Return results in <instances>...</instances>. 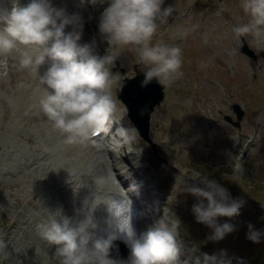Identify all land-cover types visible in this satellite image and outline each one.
<instances>
[{
	"label": "rangeland",
	"instance_id": "obj_1",
	"mask_svg": "<svg viewBox=\"0 0 264 264\" xmlns=\"http://www.w3.org/2000/svg\"><path fill=\"white\" fill-rule=\"evenodd\" d=\"M198 1L165 0L164 7L172 5L179 11L189 3L192 7L191 13H194V9L200 8L201 11L199 10L198 14L203 15L205 21L201 17L195 21L196 27H194L195 31L191 39L193 43L180 42L181 40L177 38L181 36V33L186 32L188 27L183 14L182 18L178 17L180 19L177 22L175 21L178 18L171 21L169 28L167 25L159 31L158 34L165 38L166 43L181 44L186 66L182 71L185 79L179 81L184 80L185 83L174 92H170L169 84H167L165 106L158 115L157 112L153 114L151 131L158 147L157 151L155 152L150 143L139 134L134 141V144H137L141 150L140 158L143 153H146L142 161L148 165L150 170H154L158 186L168 187V190L173 192V201L179 202L180 205L174 208L166 203V199H159L157 206L152 203L150 205L154 209L151 220L137 219V221L148 222V229H151L161 220L166 222L165 215H174V219L177 216L182 221L178 225V230L185 235L186 239H191L192 243H199L202 252L213 254L226 250L229 257L240 258L247 261V264H253L258 260L260 263L254 264H264V259L261 257L264 255V239L256 244L246 238L249 224L253 225L256 230L264 231V219L260 215L264 210V140L249 142L246 139V135L252 133V128L256 125L260 129L261 137L264 136V56H260L262 49L256 42L252 45L259 52L258 58L244 54L240 49L242 40L237 41L232 32L234 25L246 23L249 19L240 8V0H222V2L204 0L202 1L203 7L198 5ZM192 2L195 4L193 5ZM85 9V5L80 6L78 14L81 17ZM88 10L91 11L90 8ZM101 17L102 13L99 16L100 21ZM212 17H214L213 24L217 26L218 31L208 33L212 25ZM218 32L226 38L221 41L211 40L212 47L209 50L202 41ZM203 33L206 38L200 37ZM247 38L248 40L253 39L251 36ZM133 59L136 57L133 56ZM127 61V71L130 73L133 69V61L131 59ZM202 63L208 64V67L201 68ZM11 71L0 76V239L8 243L12 252L10 260L4 261L3 264H41L39 258L34 259L32 245H38L41 240L36 230V225L41 223L39 213L42 211L40 208L42 202H39V197L51 202L52 206L54 205V195L46 191V187L53 185L47 178V172L56 169L64 162L68 163V168L60 167V174L63 178L68 176L72 169L77 170L79 186L76 187L77 192L71 194L81 197L82 200L73 201L70 207H66L62 201L57 211L62 215L70 214L72 211L78 214L77 212L91 208L95 199H92L90 193L96 185V180L102 182L103 186L111 185L113 172H110L111 166L108 164L116 162L117 157L113 158L107 154L108 150H106L107 153L103 149L104 153L94 151L95 148L86 144H83L84 147L83 145H68V147L64 145L66 150L60 148L59 145L64 144L63 138L46 121L40 111L38 100L27 102L25 97L26 93L30 94L29 98L41 95L39 73L43 74L45 70L38 71L37 75L33 72L19 70L16 64ZM225 83L231 88L232 101H240L245 108L246 116L244 115L245 118L243 117L240 128L243 131L242 139L231 141L232 133L237 128L232 127L225 120L219 109L222 84ZM18 87L22 88L21 92L25 93H21ZM115 98L118 110L114 118L116 120L121 118L125 127L128 128L131 124L121 111L124 105L118 99L119 97ZM223 102H227V99L223 98ZM31 104L32 107H30ZM28 105L29 108H27ZM228 106L230 105L224 106L225 110ZM33 108L37 109L36 116L32 115L31 109ZM182 112L183 115H181ZM26 114L32 116L27 118ZM211 126L214 130L207 133ZM208 147H211V150H207ZM198 148L200 149L198 152L194 151ZM225 148H228L226 157L223 155ZM67 150L70 154L66 153ZM104 157H106V162L103 160ZM228 160H233V163H242L245 173L241 175L234 172L233 166L226 171L222 163ZM209 161H212L211 169L208 165ZM218 165L220 168L216 170L215 167ZM178 167L184 172L183 175H177ZM211 170L215 173V180L221 186L227 190L231 189L230 201L243 202L238 216L217 218L220 224L227 222L236 227L234 232L227 234L220 241L207 240L212 229L198 223L193 210L189 208L190 204L194 206L202 198L184 189L191 179L194 181V186L204 187L200 182V177L210 174ZM80 193L83 194L80 195ZM55 199L60 200L61 198L57 196ZM204 203L206 204L207 201L204 200ZM137 212L135 215L138 214ZM160 217L161 220L157 221ZM36 241L37 244H35ZM182 241L186 248L192 245L190 240L184 241L183 238ZM47 245L46 242L42 246L47 252L45 259H54L60 263L61 258L56 254V250L53 246L47 249ZM207 245L210 246L209 249L206 248ZM116 249L120 250L118 244ZM251 257L254 259L250 263L248 261Z\"/></svg>",
	"mask_w": 264,
	"mask_h": 264
},
{
	"label": "clouds",
	"instance_id": "obj_2",
	"mask_svg": "<svg viewBox=\"0 0 264 264\" xmlns=\"http://www.w3.org/2000/svg\"><path fill=\"white\" fill-rule=\"evenodd\" d=\"M90 2L95 5L99 0ZM105 3L99 29L109 48L102 57L92 54L91 45L78 46L83 32L82 17L54 7L51 0H29L26 5L12 0L10 10H0V58L19 52L18 69L28 72L49 65L42 75L39 73L38 105L65 145H83L108 133L118 110L111 88L117 82L122 84L120 75L112 72L118 49H135L146 67L142 86L153 79L164 86L183 76L182 47L163 39L154 42L161 26L176 11L175 6L164 7L165 0H104ZM240 8L249 19L232 27L236 40L251 36L258 45L264 44V0H240ZM69 25L73 30L66 34ZM0 66L6 68L7 64L0 60ZM207 67L208 64H201V68ZM118 135L124 143L138 138L137 129L131 126L118 129ZM233 171L243 175L245 168L237 162ZM200 182L204 187L186 189L202 198L193 206V213L198 223L212 229L208 241L223 240L236 227L227 222L220 224L217 218L238 216L243 202L230 201L227 189L214 179L203 176ZM116 183L119 184L117 180ZM100 204L107 211V235L94 238L88 229L97 227L94 212ZM133 220L132 201L120 187L119 191L98 195L83 221L74 223L72 218L57 212L37 224L36 230L41 239L57 246L61 264H247L240 258L229 257L226 250L208 254L195 242L186 248L177 224L171 220H161L141 234ZM248 228L246 238L259 244L264 231L251 224ZM117 239H123L130 248L127 260L110 258V249ZM11 255L8 243L0 239V264L10 260Z\"/></svg>",
	"mask_w": 264,
	"mask_h": 264
},
{
	"label": "water",
	"instance_id": "obj_3",
	"mask_svg": "<svg viewBox=\"0 0 264 264\" xmlns=\"http://www.w3.org/2000/svg\"><path fill=\"white\" fill-rule=\"evenodd\" d=\"M142 81V77L139 76L129 78L126 84L128 89L124 90V95L128 94L133 96V101H130L129 99L127 100L130 114L133 116L141 130L146 134L150 111L153 107V103H155L161 96V92L159 87L156 89L154 83L142 86ZM152 82H154V80ZM156 90H159V92L154 94Z\"/></svg>",
	"mask_w": 264,
	"mask_h": 264
},
{
	"label": "bare ground",
	"instance_id": "obj_4",
	"mask_svg": "<svg viewBox=\"0 0 264 264\" xmlns=\"http://www.w3.org/2000/svg\"><path fill=\"white\" fill-rule=\"evenodd\" d=\"M186 28V27H185ZM198 29V28H197ZM204 29V28H203ZM210 29V28H209ZM204 30H206V28L204 29ZM209 33V32H208ZM194 34V33H193ZM193 39H194V37H193ZM202 47V46H201ZM12 56L14 57V59H17L18 58V53H16V52H14L13 54H12ZM17 62H18V60H17ZM18 64V63H17ZM15 67V66H14ZM41 68H42V66H41ZM12 72V71H11ZM28 72V71H27ZM42 72V71H41ZM34 73V72H33ZM30 74V73H29ZM42 74V73H41ZM26 75V74H25ZM35 75V74H34ZM28 76V75H27ZM37 76V75H36ZM35 76V77H36ZM32 77H33V75H32ZM27 78V77H26ZM34 78V77H33ZM28 79V78H27ZM36 80H37V78H36ZM3 82V81H2ZM32 83V82H31ZM11 84H13V83H11ZM18 84V83H17ZM26 88V87H25ZM28 88H30V87H28ZM18 90L21 92V90H22V88H19L18 87ZM28 90V89H27ZM40 91H41V89H40ZM13 92V91H12ZM18 92V91H17ZM22 92H24V91H22ZM21 92V93H22ZM25 93V92H24ZM28 93H26L25 94V97H26V101L27 102H31V100H34V101H37L38 99H39V96L40 95H38V96H36V95H34L33 96V98H29V95L30 94H28ZM36 94H37V91H36ZM23 96H24V94H23ZM6 99V98H5ZM33 101V102H34ZM6 102H7V100H6ZM3 103V102H2ZM5 103V102H4ZM6 104V103H5ZM28 104V103H27ZM3 106H4V104H3ZM24 106V105H23ZM5 107V106H4ZM11 107V106H10ZM18 107V106H17ZM30 107H32V104H31V106ZM27 108H29V105H28V107ZM3 109V108H2ZM9 110H10V108H9ZM17 110V109H16ZM22 110V109H21ZM32 111H33V113H32V115H35L36 116V114H37V109L36 108H33V109H31ZM8 111V110H7ZM18 111V110H17ZM29 111V110H28ZM122 111V110H121ZM8 114V113H7ZM2 115V114H1ZM27 115V114H26ZM31 114L30 115H27V118L28 117H30V116H32ZM41 115V114H40ZM23 117V116H22ZM40 117V116H39ZM13 118V117H12ZM24 118V117H23ZM38 118V117H37ZM43 118V117H42ZM34 119V118H33ZM44 119V118H43ZM17 119H15V121H16ZM23 122V121H22ZM16 123V122H15ZM18 123V122H17ZM27 123V122H26ZM29 124V123H28ZM24 125V124H23ZM4 133H5V131H3ZM20 132V131H19ZM13 135V134H12ZM27 135H29V134H27ZM25 137H27L26 135H25ZM118 140V139H117ZM65 144H62V145H59L60 146V148H64L65 150H66V148H65V146H64ZM85 145H83V147H84ZM66 147H68V145H66ZM63 149V150H64ZM68 149V148H67ZM62 150V149H61ZM69 150V149H68ZM68 150L66 151V153L68 152ZM47 152V151H46ZM69 152H70V150H69ZM75 152V151H74ZM67 154H70V153H67ZM73 155V154H72ZM104 155V154H103ZM109 155L110 156H114V152L112 151V152H109ZM73 157V156H72ZM74 157H77V156H74ZM111 159V158H110ZM25 162V161H24ZM106 162V161H105ZM65 163V162H64ZM25 164V163H24ZM68 164V163H67ZM70 164V163H69ZM107 164V163H106ZM71 166V165H70ZM69 166V167H70ZM73 168V167H72ZM110 168V167H109ZM111 172V171H110ZM128 172L129 171H127V172H125L124 174H128ZM48 173V172H47ZM43 177V176H42ZM116 177L117 178H115V182H116V180L118 181V183L119 184H121V183H123L124 182V179H123V177H122V175H121V173L120 172H117V175H116ZM47 178L49 179V177L47 176ZM51 179L52 180H54V181H59V179H58V177L56 176V175H53L52 177H51ZM40 180H42V179H40ZM42 184V183H41ZM117 184V183H116ZM118 184V185H119ZM34 190V189H33ZM47 190L49 191V192H54V190H52V189H49V188H47ZM37 203V202H36ZM151 205V204H150ZM39 206V205H38ZM151 207V206H150ZM83 209H85V208H83ZM106 210H100L99 211V213L100 214H103V215H107V214H104V212H105ZM84 217L86 216V215H83ZM46 218H49L48 216L46 217ZM146 220V219H145ZM23 221V220H22ZM142 221V220H141ZM148 223V222H147ZM29 224V223H28ZM24 225V224H23ZM22 226V225H21ZM22 230V229H21ZM24 230V229H23ZM24 233H26V232H24ZM121 240H123V239H121ZM39 241V240H38ZM39 244L38 245H32V249H33V255H34V259L35 258H39V261H40V263L41 264H61V262L60 263H58L56 260H54V259H48L47 258V260L45 259V256H46V254H47V252L45 251V249L44 248H42V246L46 243V241L45 240H43V239H41L39 242H38ZM35 244H37V241L35 242ZM50 248V246H47V249H49ZM48 257V256H47ZM60 259V258H59ZM61 261V260H60Z\"/></svg>",
	"mask_w": 264,
	"mask_h": 264
}]
</instances>
